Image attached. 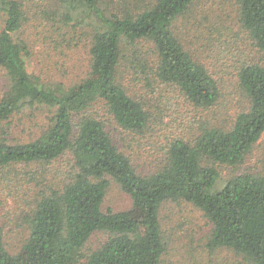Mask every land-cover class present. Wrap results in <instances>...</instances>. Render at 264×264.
<instances>
[{"label":"trees","instance_id":"16d2710c","mask_svg":"<svg viewBox=\"0 0 264 264\" xmlns=\"http://www.w3.org/2000/svg\"><path fill=\"white\" fill-rule=\"evenodd\" d=\"M200 1L0 0L8 82L0 96V172L25 177L14 183L23 240L8 251L0 225V264H162L159 211L168 202L202 213L211 227L208 253L264 264V175L241 174L216 189V166L240 165L264 133V66L240 60L235 67L247 106L231 124L204 120L221 99L227 57L212 73L175 32ZM233 2L239 28L264 53V0ZM29 19L46 27L53 44L86 39L83 79L45 82L30 69V47L17 38ZM125 73L138 87L132 94L121 82ZM34 109L47 115L41 132L10 140L15 118ZM156 133L163 141L156 154L148 149L157 156L147 173L114 142L117 135L143 149ZM17 166L34 169L17 173ZM109 179L130 197L128 209L102 210ZM96 233L106 239L90 249Z\"/></svg>","mask_w":264,"mask_h":264},{"label":"rangeland","instance_id":"374dc122","mask_svg":"<svg viewBox=\"0 0 264 264\" xmlns=\"http://www.w3.org/2000/svg\"><path fill=\"white\" fill-rule=\"evenodd\" d=\"M188 18H181L175 25V32L185 49L198 62L206 65L212 73H218L224 66L223 58L227 57V74L219 76L221 99L214 109L204 114L203 118L210 124L223 126L231 124L233 117L242 111L247 103L238 87L235 78V67L240 60L260 62L264 66V53L258 52L238 24L237 7L233 0H201ZM2 20L0 18V27ZM17 38L24 40L30 47L32 69L45 82L60 81L73 84L83 79L89 66V56L86 39L57 41L53 44L46 27L38 20H30L23 26ZM219 38L220 43H216ZM145 46L144 50H147ZM232 53L231 56L228 54ZM126 90L132 94L138 87L131 73H125L121 80ZM5 72L0 68V96L7 88ZM45 111L34 109L25 111L15 118L9 132L12 141L25 142L41 132L47 123ZM149 145L137 149L131 143V149L119 136L114 142L125 154L131 153L140 171L147 173L152 169L154 156L163 134L156 133L151 140H145ZM151 147V154L148 150ZM219 178L216 189L221 188L226 181L241 174L264 175V133L252 146L244 161L237 166H216ZM17 173L34 169L17 166ZM25 178L7 172H0V190L2 203L0 205V225L3 229L4 242L8 251L19 248L24 231L20 228L19 208L16 204L17 193L15 184ZM130 197L120 186L109 179L105 192L102 210L123 211L130 207ZM161 229L163 231L166 250L162 256V264H240V259L229 251L217 250L208 253L205 250L206 237L211 227L202 217V213L185 202L164 203L159 211ZM20 226V227H19ZM106 239L102 233L94 234L88 242L90 249H95Z\"/></svg>","mask_w":264,"mask_h":264}]
</instances>
